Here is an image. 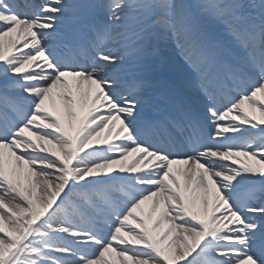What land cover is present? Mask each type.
Segmentation results:
<instances>
[{
	"label": "snow or ice",
	"instance_id": "snow-or-ice-1",
	"mask_svg": "<svg viewBox=\"0 0 264 264\" xmlns=\"http://www.w3.org/2000/svg\"><path fill=\"white\" fill-rule=\"evenodd\" d=\"M0 264H264V0H0Z\"/></svg>",
	"mask_w": 264,
	"mask_h": 264
},
{
	"label": "bare ground",
	"instance_id": "bare-ground-1",
	"mask_svg": "<svg viewBox=\"0 0 264 264\" xmlns=\"http://www.w3.org/2000/svg\"><path fill=\"white\" fill-rule=\"evenodd\" d=\"M145 212H147V206H145Z\"/></svg>",
	"mask_w": 264,
	"mask_h": 264
},
{
	"label": "rangeland",
	"instance_id": "rangeland-1",
	"mask_svg": "<svg viewBox=\"0 0 264 264\" xmlns=\"http://www.w3.org/2000/svg\"><path fill=\"white\" fill-rule=\"evenodd\" d=\"M258 115V114H257Z\"/></svg>",
	"mask_w": 264,
	"mask_h": 264
}]
</instances>
